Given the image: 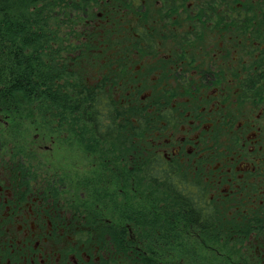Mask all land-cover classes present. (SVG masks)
Instances as JSON below:
<instances>
[{"label": "flooded vegetation", "instance_id": "af4514ba", "mask_svg": "<svg viewBox=\"0 0 264 264\" xmlns=\"http://www.w3.org/2000/svg\"><path fill=\"white\" fill-rule=\"evenodd\" d=\"M73 9L30 128L0 113V264H264L263 1Z\"/></svg>", "mask_w": 264, "mask_h": 264}, {"label": "trees", "instance_id": "16d2710c", "mask_svg": "<svg viewBox=\"0 0 264 264\" xmlns=\"http://www.w3.org/2000/svg\"><path fill=\"white\" fill-rule=\"evenodd\" d=\"M78 1L0 0V113L20 119L19 126L52 82L51 44L64 39L61 28L75 21Z\"/></svg>", "mask_w": 264, "mask_h": 264}, {"label": "rangeland", "instance_id": "374dc122", "mask_svg": "<svg viewBox=\"0 0 264 264\" xmlns=\"http://www.w3.org/2000/svg\"><path fill=\"white\" fill-rule=\"evenodd\" d=\"M64 28H66V26L64 25V26H62V28H61V32H62V35H61V37H63L64 36V33H65V29ZM54 37H56L55 35H54ZM60 41L59 40H57V41H54L53 40V42H52V45H51V47H53L54 49H55V47L56 46H58ZM11 122V121H10ZM12 124L10 123V124H8V125H4V124H0V137L1 138H4V139H6V138H8L9 140V143H12V144H14V142H19V140L18 139H16V137H14V136H16V134H14L12 131H13V129H15L14 127H12L11 126ZM21 127V128H20ZM22 128H30V126H29V124H28V126H26V124L24 123V124H22V126H19L18 127V129H22ZM9 130H12L11 132L9 131ZM28 133L29 134H31V138H32V136L34 135V133H32V131H31V129H30V131H28ZM30 136V135H29ZM7 142V141H6ZM8 143V146L10 145ZM18 145V147H19V144H17ZM17 145H14V146H17ZM35 145H37V144H35ZM21 146V145H20ZM18 147H17V149H15L16 151H19V149H18ZM37 149V148H36ZM37 153H38V155L39 156H41V157H44L45 155H44V153H43V151H42V149L41 150H39V148L37 149Z\"/></svg>", "mask_w": 264, "mask_h": 264}]
</instances>
